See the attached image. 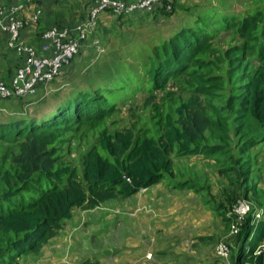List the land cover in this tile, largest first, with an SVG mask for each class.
<instances>
[{
	"label": "trees",
	"instance_id": "obj_1",
	"mask_svg": "<svg viewBox=\"0 0 264 264\" xmlns=\"http://www.w3.org/2000/svg\"><path fill=\"white\" fill-rule=\"evenodd\" d=\"M47 1L38 3L42 9L38 24H42L43 5ZM119 1L130 3L133 0ZM13 2H0V7L8 11ZM94 5L95 0H91L86 8L66 11L72 13L68 20L60 16L41 32L54 27L71 29L87 22ZM188 9L184 8L185 12L182 10L183 14H178L174 0L172 12L162 7L131 16L104 12L98 16L94 34L90 35L93 42L96 41L100 28L107 22L103 18L105 15L112 16V23L120 18L134 17L131 21L138 20L141 27L149 21L148 27H154L153 33L162 28L160 25H166L161 22L167 18L178 21L184 17L180 23H172L168 38L154 45L149 56L153 61L146 65V76L131 74L137 85L146 79L145 86L152 87L151 97L158 90L167 91L170 81L186 77V83L195 95L188 104L179 107L176 119L165 116L164 111L158 109L160 121L154 123L156 128L134 125L109 131L106 123L118 111L114 97L131 87L130 81L134 86L135 81L130 80L129 73L123 84L115 77L101 83L98 82L99 71H90L87 66L81 74H71L64 85H58L60 89L44 100L39 99L43 89L36 96L10 100L21 105L37 103L29 110H13L9 120L0 123V153H3L0 161L4 163L0 166V264H19L25 256L39 255L64 229V224L73 218L77 209L95 210L109 201H126L166 179L169 183L176 180L179 176L175 172V159L210 157L226 152L231 142L228 118L218 114L214 119L206 113L200 100L201 95H212L205 87L202 70L206 62L201 57L213 53L214 40L218 36L210 30L209 21L197 15L186 20ZM59 11L66 13L63 9ZM150 15L155 21L148 19ZM216 21L210 24L221 25L219 31L233 30L242 34L245 40L242 46L231 48L224 55L229 80L240 85L239 94L230 97L227 108L236 114L235 133L242 139L246 130L253 133L251 122L256 125L255 132L257 128L264 129V15L256 13L245 17L241 24L227 14ZM259 25L263 40L258 46L259 51L255 52L257 48H252V43L257 39ZM83 45L92 48L90 53L97 56L93 43L82 41ZM11 50L18 58L19 68L23 57ZM82 51L80 49L66 69L82 63L81 58L77 59L82 57ZM252 56L256 57L253 62L250 61ZM10 82L6 83L9 85ZM170 94L167 91L164 98ZM4 102L8 101H1L0 107H4ZM91 131L96 132L93 144L82 152L81 165L73 164L65 155L68 138ZM209 131L217 134L220 144L202 143L207 140ZM262 141L264 137L245 140L243 151L251 150ZM171 187L181 191L195 189L190 180ZM220 214L225 218L222 210ZM252 222L250 214L237 236L239 248L235 264H264V254H256L264 242V219L256 225ZM201 239L211 240L212 237Z\"/></svg>",
	"mask_w": 264,
	"mask_h": 264
},
{
	"label": "rangeland",
	"instance_id": "obj_2",
	"mask_svg": "<svg viewBox=\"0 0 264 264\" xmlns=\"http://www.w3.org/2000/svg\"><path fill=\"white\" fill-rule=\"evenodd\" d=\"M85 1L88 0H73L78 5ZM180 5L178 14H181L183 6L189 8L185 13L186 20L197 15L210 23L218 22L216 20L223 14L232 16L234 20L240 21V24L245 17L256 13L264 15V0H183ZM132 18L129 17V20L128 17H124L112 23L110 22L112 16H108L106 24L100 28L96 37L103 52L99 56H94L90 53L93 49H87L83 45L82 57H77V59L81 58L80 65L85 64L90 71L92 69L99 71L98 82L103 83L115 77V80L123 84L127 82L129 73L130 80L135 81L134 86L130 81L131 87L114 97L118 111L106 123L109 131L124 126L134 127V125L138 128H156L154 123L160 121L158 109H162L165 116L170 115L176 119L179 107L188 104L189 99L195 95L190 91L186 77L170 81L167 91L171 94L166 99L164 96L167 91L164 90L156 91L151 97L152 87L145 86L146 79L136 84L132 76L136 77V73L139 76H146L144 73L146 65L153 61L149 59L151 51L156 43L161 44L162 40L168 38L171 25H161L162 28L153 33L154 27L150 28L147 24L141 27L138 20L132 22ZM151 18L152 15L148 19ZM180 21L179 19L178 22ZM210 23H208L210 30L218 38L214 40L213 53L201 58L206 62V67L202 70L206 78L205 87L212 95H201L200 100L206 107V113L214 119L218 114L228 118L231 142L226 152L213 154L210 157L199 155L175 159V172L179 177L171 181L172 183L166 179L160 184L161 186L156 185L146 193L140 192L126 201H109L86 213L82 209H77L74 218L64 224L66 229L71 230L73 227L79 231L75 236L79 244L66 251L70 256L75 252L72 258L78 256L77 264H85V262L121 264L120 262H124L122 260L129 264L136 260L140 261L141 258L145 260L148 251L153 254V259L146 261L148 264H204L216 260L214 250L221 242L231 247V255L228 262L217 261L223 264H235L239 244L237 237L230 234V226L233 222L231 214L234 207L240 200H245L255 212L263 214L264 219V141L251 150L243 151L244 141L249 138L261 140L264 137V129L257 128L255 132L256 125L251 122L253 133L246 130L244 138L241 139V135L235 133L236 114L227 108L230 97L239 94L240 85L235 80H229V67L224 55L229 49L242 46L245 40L242 34L233 30L219 31L221 25L215 26ZM262 40L261 25H259L257 39L252 43V48H257L255 52L259 51L258 46ZM85 42L93 43L92 37L89 36ZM89 53L94 57H90ZM255 58V56L250 57V61H255ZM82 66L77 75L81 74ZM141 85L143 88H140ZM150 97L151 101H149ZM11 108L6 107V115H11L13 111ZM95 133L91 131L83 136L80 133L68 138L65 155L73 164L81 165V154L93 144ZM206 137L207 140L203 141V144L212 146L221 143L217 134L211 131ZM0 156H3V153H0ZM1 163L3 162L0 161V166ZM186 180H190V184H194L195 189L183 191L172 189L171 186L175 183ZM159 186L164 191H161ZM184 191L196 192L197 196L199 194L201 197L192 195L188 198ZM156 196L161 201L156 200ZM178 201L180 203L176 205ZM221 210L225 218L221 216ZM144 211L149 217L156 213L151 226L154 229L161 225L162 230L158 227L154 229L158 228L161 233L148 234L151 229H149L150 225L143 224ZM204 226H207L206 230L211 233L207 235L204 232L203 236L211 235L210 241L201 239L199 235L202 231L198 230ZM137 240L140 241L137 248L134 244L130 245ZM161 240L163 248L157 246ZM64 258L68 261L67 256L64 255ZM37 259V256L29 255L21 258L18 263L37 264L35 262ZM57 260L62 261L55 259L53 264H58ZM40 264H45V261Z\"/></svg>",
	"mask_w": 264,
	"mask_h": 264
},
{
	"label": "built area",
	"instance_id": "obj_3",
	"mask_svg": "<svg viewBox=\"0 0 264 264\" xmlns=\"http://www.w3.org/2000/svg\"><path fill=\"white\" fill-rule=\"evenodd\" d=\"M7 1L9 0H0V2ZM28 1L30 5L13 4L9 6L8 11L0 7V25L9 35L8 47L14 49L18 56L23 57V64L16 69L10 84L0 81V102L36 96L40 89L49 91L74 57L79 54L82 41H86L91 34H94L97 19L101 13L111 12L116 16H131L141 12H154L160 7L167 12H172L174 6V0H133L130 3L119 0H95L87 22L71 29L54 27L43 33L44 41L51 42L53 53L51 56H41L35 47L21 41L23 30L30 24H37L42 16V9L38 3L43 0ZM25 15L29 17L27 20ZM93 46L99 56L103 52L99 41H94ZM250 214L253 218L252 223L255 225L263 220V214L255 212L247 201L240 200L231 214L233 222L230 226V234L232 236L237 237L240 234L242 225ZM215 252L218 259L228 262L231 247L221 242L217 245ZM256 254H264V242L259 246ZM148 257L151 258L152 255L149 254Z\"/></svg>",
	"mask_w": 264,
	"mask_h": 264
},
{
	"label": "crops",
	"instance_id": "obj_4",
	"mask_svg": "<svg viewBox=\"0 0 264 264\" xmlns=\"http://www.w3.org/2000/svg\"><path fill=\"white\" fill-rule=\"evenodd\" d=\"M59 1V2H57ZM181 1L183 2V0H175V3L178 5L177 7L181 8ZM29 3L28 0H14L13 4H26ZM91 3V0L85 1L84 3H74L73 0H48L44 5H43V17L41 19L42 24H30L29 26H27L23 32H22V39L21 41L30 44L31 46L35 47L38 51V53L41 56H51L53 53V47L51 42H45L43 39V32H41L43 29L48 28V26L53 25L55 20L57 18H60V16L64 17L66 20H68V18L72 15V13H68L66 11H71V10H76V9H82V8H86L87 5H89ZM1 5V3H0ZM187 8V6H183L182 9ZM63 9V12L66 13H62L61 10ZM181 9V13L183 14V11ZM61 14V15H60ZM25 19L27 20L29 17L28 15L24 16ZM105 17V19H108L107 15L103 16V18ZM184 17H180V19L182 20ZM160 19V18H159ZM186 19V18H185ZM153 21H155L152 18ZM172 19H166L164 22L161 23H166V24H170L172 25V23L175 25L177 23H179L176 18H174L172 21ZM107 21V20H106ZM149 21H146L145 24L148 25ZM160 22V21H159ZM161 26V25H160ZM172 27V26H170ZM8 40H9V35L5 34L2 30V27L0 25V81L3 82H7L9 83L12 79L13 76L16 72L17 69V64H18V58L15 56V52L12 51L9 47H8ZM22 62V61H21ZM82 66V64L80 65V63H76L75 66H73V68H67L65 69V71L63 72V74L61 75V77L57 80V83L52 85L49 89V91L44 90L41 95H40V101L44 100L46 98H48L50 95H53L58 89H60V87L58 86L59 84L64 85L65 82H67L68 78H70L71 74H77V72L79 71L80 67ZM82 69H86L85 65L82 66ZM66 75L69 77H66ZM47 93H50L49 95ZM37 103V102H36ZM36 103H30V104H26V105H21L20 102H13V101H8V102H4V107H0V123L1 122H5L7 120H9L10 116L6 115L7 110L6 107H8L9 109L11 108L10 106H12L13 108H11L12 110L15 109H24V110H29L32 109ZM9 104V105H7ZM16 111V110H15ZM161 186V185H160ZM160 186L158 187L161 191H164V189H161ZM150 190H143L141 192H148ZM181 192V191H179ZM184 193H186L185 195H187L186 197L190 198L192 195H196V192L193 191H184ZM197 197H201V195L198 194ZM156 200L161 201L160 198L158 196L155 197ZM162 203V202H160ZM180 202L178 201L176 203V205H178ZM187 203V202H186ZM174 204V203H173ZM182 204V203H181ZM200 204V202H199ZM176 205H174L176 207ZM201 205V204H200ZM146 206L144 205V208ZM86 212H88L89 210H83ZM188 211V210H187ZM145 216L143 218V224L145 225H150L149 229L150 232L148 234H155L158 231V228L162 230V226H156L158 227L157 230H154L153 227L151 225H153V221H154V217H156V213L153 214V216L149 217L147 212L144 211ZM147 214V215H146ZM75 215V212H74ZM74 218V216H73ZM72 218V219H73ZM157 220V219H156ZM187 224V223H186ZM81 226V224H80ZM155 226V225H154ZM207 226H204L203 228H201L198 231H202V233H200L199 235H201L202 238H206L207 236H203L204 232L209 235V231L206 230ZM142 230V229H141ZM197 230V228H196ZM78 229L71 227L70 229H66V227H64V229L62 231L59 232V234L54 237L53 239H51L48 244L42 249L41 253L39 255H37V260L35 261L37 264H40L42 261H45V264H53V261L55 259H62V261H58V264H77L78 261V256L73 259V255L74 253L70 256L68 255V253L66 252L67 250L73 249L74 246L78 245L79 243L76 242L75 240V236L78 234ZM161 233V232H159ZM158 233V234H159ZM211 236V235H210ZM209 236V237H210ZM132 239V238H130ZM157 240V238H156ZM210 241V240H208ZM134 247L137 248V244H140V241H134L133 243H130V245H133ZM163 241H159L157 243V246L159 248H163L162 247ZM65 246L67 247L65 249ZM64 248V250L62 251V249ZM215 251V250H214ZM151 254L152 257H148V255ZM64 255L68 257V261L65 260ZM213 255V254H212ZM215 258L216 260L214 262L209 261V262H205L204 264H223V263H219V261H221L220 259L217 258L216 256V252H215ZM153 259V254L148 251L146 253V257L145 260H143L141 258L140 261L136 260L134 263H129V264H148L146 261H151ZM219 260V261H217ZM124 262H120L121 264H126L125 260H122ZM217 262V263H215ZM223 262V261H221Z\"/></svg>",
	"mask_w": 264,
	"mask_h": 264
}]
</instances>
